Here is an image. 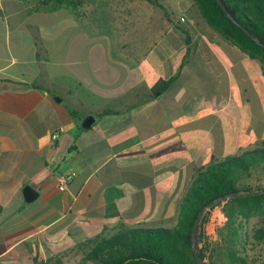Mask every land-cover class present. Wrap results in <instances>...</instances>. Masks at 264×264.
Here are the masks:
<instances>
[{
  "label": "crops",
  "instance_id": "1",
  "mask_svg": "<svg viewBox=\"0 0 264 264\" xmlns=\"http://www.w3.org/2000/svg\"><path fill=\"white\" fill-rule=\"evenodd\" d=\"M161 1L170 18L0 0V264L80 253L123 225L173 228L200 170L264 140L262 65L193 0Z\"/></svg>",
  "mask_w": 264,
  "mask_h": 264
},
{
  "label": "trees",
  "instance_id": "2",
  "mask_svg": "<svg viewBox=\"0 0 264 264\" xmlns=\"http://www.w3.org/2000/svg\"><path fill=\"white\" fill-rule=\"evenodd\" d=\"M84 1L38 0L42 7L54 10L67 8L71 12L81 7ZM147 1L156 4L153 0ZM193 1L214 32L251 60L258 61L264 70V0H222L235 22L225 15L216 0ZM179 28L188 42L187 30ZM243 28L260 42L252 40ZM173 81L156 83L151 98L163 95ZM260 168L264 169V140L240 155L222 161L215 159L210 166L198 172L193 187L185 194L176 226H120L118 232L111 236L100 235L80 246L82 264H198L194 243L205 264H264V221L252 233L245 229V223L252 218H264V193L216 203L228 195L264 192V186L253 189L245 185V181ZM239 170L246 175L244 179H238L240 186L236 179ZM206 207L198 233L193 238L195 222ZM258 247L261 255L256 252ZM250 253L254 254L253 257ZM52 260L60 263V258L56 257L47 261L35 258L32 264H48Z\"/></svg>",
  "mask_w": 264,
  "mask_h": 264
},
{
  "label": "rangeland",
  "instance_id": "3",
  "mask_svg": "<svg viewBox=\"0 0 264 264\" xmlns=\"http://www.w3.org/2000/svg\"><path fill=\"white\" fill-rule=\"evenodd\" d=\"M156 2V4H153L147 0H99V6L103 9L102 15L103 16H108L109 14V3L111 4L112 9H116V15L125 17V16H132L135 19H140L142 16H150V17H155L157 15H163L167 18H170V15L167 10L168 7L165 5V7L160 3L162 2L161 0H153ZM94 0H85L84 4L79 7L76 10H72V13L76 16L84 14L89 17H93V7L94 5ZM161 6L164 8L162 9ZM130 8V9H129ZM128 10V11H127ZM132 11V12H131ZM131 12V14H130ZM179 11L174 9V14L178 17L179 16ZM183 17V16H182ZM185 17V16H184ZM181 17H179L180 20ZM246 177V175L241 173V171H238V176H237V184L240 186L241 184L238 182L239 180H242ZM244 183V180L242 181ZM242 183V184H243ZM245 185L252 186L253 189H257L258 187H263L264 186V169L260 168L256 172L253 173V176L245 181ZM154 218L158 219L159 215H156L155 212H151L147 219L149 218ZM264 221V218L262 217H255L249 220L248 222L245 223V229L247 232L252 233L255 228L259 227ZM164 228V227H162ZM257 254L261 255L260 248H257ZM253 253H250V256L253 257ZM82 258L83 254L76 253V254H70L65 257L60 258V263L52 260L49 261L48 264H82Z\"/></svg>",
  "mask_w": 264,
  "mask_h": 264
},
{
  "label": "water",
  "instance_id": "4",
  "mask_svg": "<svg viewBox=\"0 0 264 264\" xmlns=\"http://www.w3.org/2000/svg\"><path fill=\"white\" fill-rule=\"evenodd\" d=\"M218 2V4L221 6L222 10L224 11L225 15L230 18L232 21L235 22V19L232 17L230 11L228 10V8L225 6V4L223 3L222 0H216ZM244 32L252 39L254 40L255 42L259 43V39L257 37H255L249 30L243 28ZM262 46L264 47V44H262ZM58 102H61V99L60 98H56ZM94 122V117H88L86 118L84 124H83V127L85 129H88L91 127V125L93 124ZM264 192H259V193H252V194H241V195H235V196H225V197H222V198H219L218 200H216V203L218 202H221V201H224V200H227V199H236V198H243V197H249V196H256V195H262ZM24 195H25V198H26V201L28 203H32L34 202L35 200H37V198L39 197V193L31 186H27L25 189H24ZM208 209V207L204 208L201 213L199 214L198 216V219L196 220L195 222V225H194V230H193V238L196 237L197 233H198V227H199V224L206 212V210ZM193 251L195 252V256H196V260H197V263L198 264H205L204 263V260L202 259V257L199 255L198 251H197V248H196V244L194 243L193 244Z\"/></svg>",
  "mask_w": 264,
  "mask_h": 264
},
{
  "label": "built area",
  "instance_id": "5",
  "mask_svg": "<svg viewBox=\"0 0 264 264\" xmlns=\"http://www.w3.org/2000/svg\"><path fill=\"white\" fill-rule=\"evenodd\" d=\"M179 22L182 24H185L187 22L186 17L184 16L181 17ZM59 137H60V132H56L52 138L54 141H56L59 139ZM74 177H75V174L73 172H67V173L61 174L59 176V189L62 192L66 191L69 183L74 179Z\"/></svg>",
  "mask_w": 264,
  "mask_h": 264
}]
</instances>
